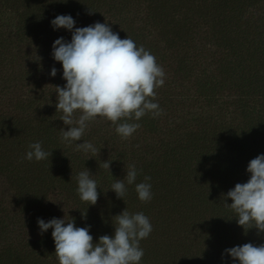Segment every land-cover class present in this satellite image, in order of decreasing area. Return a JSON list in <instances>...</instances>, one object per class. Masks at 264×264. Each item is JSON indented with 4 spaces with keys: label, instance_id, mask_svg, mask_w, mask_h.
Listing matches in <instances>:
<instances>
[{
    "label": "trees",
    "instance_id": "trees-1",
    "mask_svg": "<svg viewBox=\"0 0 264 264\" xmlns=\"http://www.w3.org/2000/svg\"><path fill=\"white\" fill-rule=\"evenodd\" d=\"M57 15H71L76 27L107 23L150 51L165 72L153 101L161 114L121 120L140 124L126 140L106 119L89 122L86 141L96 153L62 142L69 126L57 112L55 86L66 80L52 46L72 34L54 30ZM35 142L47 159L25 158ZM260 154L264 0H0V264H59L53 229L41 235L38 218L90 225L98 243L114 236V217L125 209L152 225L140 241V264H234L225 250L264 244V233L239 226L224 196L248 181L247 166ZM129 165L135 183L151 178L150 201L127 183ZM86 170L97 182L95 205L77 192ZM118 179L123 199L111 190Z\"/></svg>",
    "mask_w": 264,
    "mask_h": 264
},
{
    "label": "clouds",
    "instance_id": "clouds-1",
    "mask_svg": "<svg viewBox=\"0 0 264 264\" xmlns=\"http://www.w3.org/2000/svg\"><path fill=\"white\" fill-rule=\"evenodd\" d=\"M51 24L54 30L66 29L71 32V40L64 37L53 43L52 56L63 68L66 84L55 86L57 112L67 130L61 129V140L76 142V150L85 154L96 153L95 146L82 140L88 123L97 118L106 119L115 125L122 139L130 138L140 127L139 123H120L121 120L139 121L151 113L161 114L159 104L153 102L156 89L163 86L165 72L156 58L143 46H137L130 38L121 39L107 23L95 22L86 27H76L71 15H57ZM53 66L52 77L57 75ZM77 114H79L77 116ZM26 159L42 161L50 155L40 142L29 145ZM52 155V153H51ZM111 162L104 161L103 167L111 170ZM247 172L246 183H237L224 196L225 204L236 216L239 226L247 232L256 228L264 233V154L252 159ZM77 192L81 201L95 205L99 198L97 182L91 178L89 170L81 171L77 177ZM125 179L135 190L141 202L152 199L151 178L135 183L137 170L134 165L127 167ZM117 198L124 197L126 187L123 180L112 184ZM232 203H226L227 199ZM86 217V213H83ZM114 236L102 235L98 243L93 242L88 227H77L74 220L52 218L45 222L38 218L40 234L53 229L55 255L59 264H140L144 251L140 241L152 232L149 218L142 212L129 214L125 209L114 217ZM235 264H264V244L255 246L246 243L225 250Z\"/></svg>",
    "mask_w": 264,
    "mask_h": 264
},
{
    "label": "rangeland",
    "instance_id": "rangeland-1",
    "mask_svg": "<svg viewBox=\"0 0 264 264\" xmlns=\"http://www.w3.org/2000/svg\"><path fill=\"white\" fill-rule=\"evenodd\" d=\"M180 114L182 115L183 113H180ZM172 116L175 117V115H170L168 118H171ZM162 118H164V117H162ZM88 132H89V127H87V129L83 135V141H86V136L88 135Z\"/></svg>",
    "mask_w": 264,
    "mask_h": 264
}]
</instances>
